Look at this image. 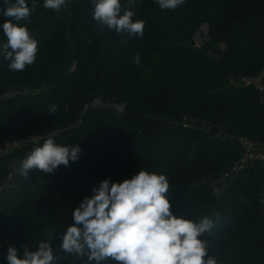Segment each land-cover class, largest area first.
Returning <instances> with one entry per match:
<instances>
[{
  "label": "trees",
  "instance_id": "16d2710c",
  "mask_svg": "<svg viewBox=\"0 0 264 264\" xmlns=\"http://www.w3.org/2000/svg\"><path fill=\"white\" fill-rule=\"evenodd\" d=\"M26 2L35 10L18 23L39 51L23 71H11L0 56V148L37 132L44 137L0 154V185L9 162H21L46 139L79 145L81 153L54 173L18 174L0 191L4 261L10 246L22 257L24 248L34 251L52 237L57 264H86L87 257L59 249L72 211L93 195L95 182H122L146 170L168 179L174 215L214 220L201 238L218 264H264V161L241 170L221 194L213 185L242 155L229 135L264 142L256 89L232 83L264 69V0H184L174 10L135 0L130 10L134 22L145 23L142 38L94 20L92 0H66L59 11L45 9L44 0ZM120 2L122 10L129 7V0ZM5 8L0 0V44ZM204 23L208 40L196 46ZM11 87L21 93L1 98ZM94 99L102 104L86 107Z\"/></svg>",
  "mask_w": 264,
  "mask_h": 264
},
{
  "label": "clouds",
  "instance_id": "9594fccd",
  "mask_svg": "<svg viewBox=\"0 0 264 264\" xmlns=\"http://www.w3.org/2000/svg\"><path fill=\"white\" fill-rule=\"evenodd\" d=\"M161 10H174L184 0H155ZM6 21L3 33L6 42L0 44V56L8 61L11 71H23L34 64L39 51L38 41L26 26L35 10L26 0L10 3L4 0ZM93 19L129 36L142 38L145 23L132 20L135 13L129 7L122 10L120 0H92ZM66 0H44V8L59 11ZM122 13V14H121ZM15 21V22H14ZM139 63V56L134 59ZM56 112V106L49 108ZM79 145H60L54 139H46L33 148L20 162L19 175L28 178L31 171L54 173L61 165L79 159ZM170 184L163 174L139 170L122 182L102 180L92 188L93 195L85 197L72 211V221L59 237V249L78 259L87 257L86 264H104L112 260L116 264H218L208 254V241L201 237L215 226L211 217L203 216L198 222L173 214L168 198ZM50 237L41 240L36 250L24 248L23 256L10 246L8 264H57V257Z\"/></svg>",
  "mask_w": 264,
  "mask_h": 264
},
{
  "label": "built area",
  "instance_id": "2783aa9c",
  "mask_svg": "<svg viewBox=\"0 0 264 264\" xmlns=\"http://www.w3.org/2000/svg\"><path fill=\"white\" fill-rule=\"evenodd\" d=\"M232 83L240 84V85H248L253 86L260 98L262 105L264 106V69L251 73L246 74L241 77H234L232 79ZM19 93L20 90L15 88H8L2 94L1 98H10L15 97ZM102 102L100 99H94L92 102L86 104V107L93 106V105H100ZM44 136L37 132L31 135L28 139L19 140V141H6L4 146L0 148V154H5L12 152L16 149L22 148L24 145L29 143H36L40 141ZM230 139L237 143L242 149L241 157L236 160L235 163L228 166L224 169L219 177L215 179L213 183L216 181H223L225 184L231 180L234 176H236L241 170L250 167L255 160L261 159L264 161V142L260 140H254L249 136L244 135H229ZM19 165L20 161L17 159H12L9 162V172L5 178L4 184L0 185V191H2L3 187L6 184L11 183L16 175L19 174ZM100 182H95V185H99ZM0 264H7L3 257L0 255Z\"/></svg>",
  "mask_w": 264,
  "mask_h": 264
},
{
  "label": "rangeland",
  "instance_id": "374dc122",
  "mask_svg": "<svg viewBox=\"0 0 264 264\" xmlns=\"http://www.w3.org/2000/svg\"><path fill=\"white\" fill-rule=\"evenodd\" d=\"M208 28H207V24L204 23L201 28L199 29V31H197V33L194 36V43L196 46H202L207 40H208ZM188 121V120H187ZM190 123H196L195 120L189 121ZM198 123V122H197ZM216 192L218 194H221L223 186L226 185L223 181H216L215 183H213Z\"/></svg>",
  "mask_w": 264,
  "mask_h": 264
},
{
  "label": "water",
  "instance_id": "95a60500",
  "mask_svg": "<svg viewBox=\"0 0 264 264\" xmlns=\"http://www.w3.org/2000/svg\"><path fill=\"white\" fill-rule=\"evenodd\" d=\"M72 31H73V28H72ZM253 34H255V32ZM210 130L212 131V133L218 134L219 131H220V128H219L218 125H213V126L210 127Z\"/></svg>",
  "mask_w": 264,
  "mask_h": 264
}]
</instances>
